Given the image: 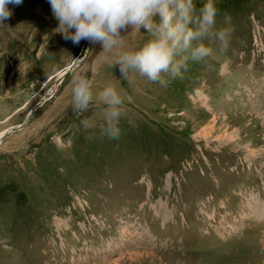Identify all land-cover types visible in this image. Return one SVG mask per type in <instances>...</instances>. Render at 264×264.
Segmentation results:
<instances>
[{
    "label": "rangeland",
    "instance_id": "374dc122",
    "mask_svg": "<svg viewBox=\"0 0 264 264\" xmlns=\"http://www.w3.org/2000/svg\"><path fill=\"white\" fill-rule=\"evenodd\" d=\"M240 5L217 17L235 27L228 51L167 87L65 40L48 0L13 6L0 26V264H264V0ZM92 67L94 92L126 93L118 139L102 134L103 106L72 110L73 79Z\"/></svg>",
    "mask_w": 264,
    "mask_h": 264
},
{
    "label": "clouds",
    "instance_id": "9594fccd",
    "mask_svg": "<svg viewBox=\"0 0 264 264\" xmlns=\"http://www.w3.org/2000/svg\"><path fill=\"white\" fill-rule=\"evenodd\" d=\"M58 22L56 32L78 45L82 40L101 46L100 54L118 69L124 80L138 74L151 83L167 87L182 78L194 62L213 57L218 47L227 52L235 27L230 16L217 25L216 0H48ZM23 0H0V26L13 15V6ZM143 31L147 39L130 46L129 37ZM88 52V50H86ZM86 57L76 58L83 63ZM75 76L72 87V110L87 112L95 103L103 106L105 125L102 134L109 139L121 135L126 93L116 82H108L94 92L93 78ZM85 127L88 122L82 121Z\"/></svg>",
    "mask_w": 264,
    "mask_h": 264
},
{
    "label": "trees",
    "instance_id": "16d2710c",
    "mask_svg": "<svg viewBox=\"0 0 264 264\" xmlns=\"http://www.w3.org/2000/svg\"><path fill=\"white\" fill-rule=\"evenodd\" d=\"M216 3H217V7L219 8V11L226 9L227 7H230L232 12L241 10V5H240L241 0H222ZM260 12L261 11L258 10V12L254 13L253 15L259 22H262L264 25V20H262V18H264V14L263 13L260 14ZM263 12H264V9H263ZM107 153L119 155L118 151H115L113 149L107 150ZM117 157H120V156H117ZM121 160L124 161L123 157H121Z\"/></svg>",
    "mask_w": 264,
    "mask_h": 264
},
{
    "label": "water",
    "instance_id": "95a60500",
    "mask_svg": "<svg viewBox=\"0 0 264 264\" xmlns=\"http://www.w3.org/2000/svg\"><path fill=\"white\" fill-rule=\"evenodd\" d=\"M77 64H79V63H74L70 68H69V70L65 73V75L63 76V77H61V79L60 80H57L56 81V83H55V85H57L59 82H61L63 79H64V77L66 76V74H68L69 72H70V70L72 69V68H74ZM16 128H12V129H10V130H8L7 132H5L4 133V135L1 137L2 139L5 137V136H7L11 131H13V130H15Z\"/></svg>",
    "mask_w": 264,
    "mask_h": 264
},
{
    "label": "bare ground",
    "instance_id": "6f19581e",
    "mask_svg": "<svg viewBox=\"0 0 264 264\" xmlns=\"http://www.w3.org/2000/svg\"><path fill=\"white\" fill-rule=\"evenodd\" d=\"M68 70H69V69H68ZM68 70L64 71V73H63V74L65 75V73H66ZM6 132H7V131H6Z\"/></svg>",
    "mask_w": 264,
    "mask_h": 264
}]
</instances>
